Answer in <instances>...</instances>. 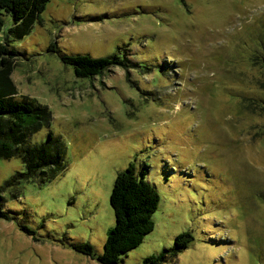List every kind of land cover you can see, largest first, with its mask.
Here are the masks:
<instances>
[{
    "label": "rangeland",
    "instance_id": "rangeland-1",
    "mask_svg": "<svg viewBox=\"0 0 264 264\" xmlns=\"http://www.w3.org/2000/svg\"><path fill=\"white\" fill-rule=\"evenodd\" d=\"M12 26L6 15L0 44L17 56L2 85L50 109L30 143L61 137L69 166L3 192L0 264H100L115 179L131 163L160 204L119 264H142L183 232L193 241L162 264H264V0H51L29 34ZM63 54H117L126 68L78 78ZM23 170L0 159V188Z\"/></svg>",
    "mask_w": 264,
    "mask_h": 264
},
{
    "label": "trees",
    "instance_id": "trees-1",
    "mask_svg": "<svg viewBox=\"0 0 264 264\" xmlns=\"http://www.w3.org/2000/svg\"><path fill=\"white\" fill-rule=\"evenodd\" d=\"M51 0H0V32L5 26V16L10 15L13 26L9 33L23 38L30 33L36 22L47 9ZM50 51L56 52V46ZM17 56L5 44H0V159L19 157L24 170L16 172L0 188V218L9 219L3 209V192L17 190L26 183L47 184L55 181L68 170L67 148L61 137L49 134L41 144L32 145L30 138L42 130L50 128L52 113L50 109L34 100L17 101L15 87L7 78L8 86L2 85L11 72V64ZM64 64L73 66L78 78L94 79L103 75L113 66L126 68L119 55L93 58L88 55L60 56ZM261 86L264 88V79ZM142 170L137 171L133 163L118 173L113 186L110 203L115 215V225L107 234L104 252L97 259L100 264H119L121 257L140 247L145 237L155 228L154 214L160 204V195L154 185L146 180ZM19 197V193L13 195ZM193 237L190 232L179 234L171 248L159 255L147 257L142 264H162L186 250ZM73 248L92 259L96 253L92 244H74Z\"/></svg>",
    "mask_w": 264,
    "mask_h": 264
}]
</instances>
